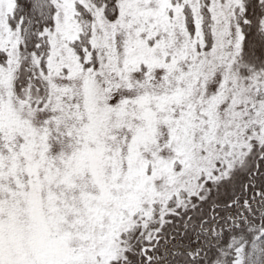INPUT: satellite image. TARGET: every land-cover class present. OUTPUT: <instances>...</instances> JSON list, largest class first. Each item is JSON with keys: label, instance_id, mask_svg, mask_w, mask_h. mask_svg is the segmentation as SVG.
Listing matches in <instances>:
<instances>
[{"label": "snow or ice", "instance_id": "1", "mask_svg": "<svg viewBox=\"0 0 264 264\" xmlns=\"http://www.w3.org/2000/svg\"><path fill=\"white\" fill-rule=\"evenodd\" d=\"M0 264H264V0H0Z\"/></svg>", "mask_w": 264, "mask_h": 264}]
</instances>
